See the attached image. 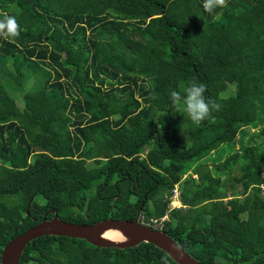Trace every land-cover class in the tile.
<instances>
[{
	"label": "trees",
	"instance_id": "obj_1",
	"mask_svg": "<svg viewBox=\"0 0 264 264\" xmlns=\"http://www.w3.org/2000/svg\"><path fill=\"white\" fill-rule=\"evenodd\" d=\"M8 15L0 264L55 214L93 224L140 210L204 264H264V0H0ZM190 81L220 106L198 124L170 100ZM19 264L178 263L148 242L45 235Z\"/></svg>",
	"mask_w": 264,
	"mask_h": 264
},
{
	"label": "water",
	"instance_id": "obj_2",
	"mask_svg": "<svg viewBox=\"0 0 264 264\" xmlns=\"http://www.w3.org/2000/svg\"><path fill=\"white\" fill-rule=\"evenodd\" d=\"M141 210L133 220L104 219L93 224L62 220L55 214L30 227L11 239L3 248L1 264H19L27 244L41 236L55 235L85 239L100 247H133L141 242L156 245L178 264H204L190 255L176 240L165 231L152 227L140 220ZM106 231H117L125 237L115 240L104 236Z\"/></svg>",
	"mask_w": 264,
	"mask_h": 264
},
{
	"label": "clouds",
	"instance_id": "obj_3",
	"mask_svg": "<svg viewBox=\"0 0 264 264\" xmlns=\"http://www.w3.org/2000/svg\"><path fill=\"white\" fill-rule=\"evenodd\" d=\"M216 3H223V0H215ZM19 25L17 18L8 15L0 19V35L15 37L18 34ZM206 85L201 82L190 81L182 87V90H172L170 100L178 109H182L193 123H200L207 119L211 111L218 109L219 104L206 97Z\"/></svg>",
	"mask_w": 264,
	"mask_h": 264
},
{
	"label": "rangeland",
	"instance_id": "obj_4",
	"mask_svg": "<svg viewBox=\"0 0 264 264\" xmlns=\"http://www.w3.org/2000/svg\"><path fill=\"white\" fill-rule=\"evenodd\" d=\"M155 113H156V110H155L154 107H152V108H151V112H150V117L153 118V117L155 116ZM245 130H246L247 134L245 135L243 142H244V143H247V142L249 141L250 134L253 133V132H255V131L257 130V126H255V125H250V126L246 127ZM239 146H240V144H239L238 142H236V144L234 145V150L239 149ZM146 152H147V149L145 150L144 154H145ZM213 154H214V153H213ZM213 154H212V155H213ZM227 154H228L227 152H224V155H223V157L221 158V160H223ZM193 165H194V164H193ZM195 176H196V175H195ZM172 193H173V191H172ZM160 196H161V198H164V197H165V194H164V193H163V194H160ZM174 199H176V197H173V195H171V203L173 202L174 205H178V203H179V202H178L179 199H178V201H177V200H174ZM173 204H171V206H173ZM178 206H179V205H178ZM141 218H143V216H141ZM140 220H141V219H140Z\"/></svg>",
	"mask_w": 264,
	"mask_h": 264
},
{
	"label": "built area",
	"instance_id": "obj_5",
	"mask_svg": "<svg viewBox=\"0 0 264 264\" xmlns=\"http://www.w3.org/2000/svg\"><path fill=\"white\" fill-rule=\"evenodd\" d=\"M173 197H176V199L174 200H177L179 199V195H180V189H179V185H176L175 188L173 189V193H172ZM179 202V201H178ZM173 204V202L171 203ZM178 205L180 206L181 205V202L178 203ZM178 205H174L172 207H175V206H178ZM167 216H165L164 218H166ZM142 222L152 226V227H155V228H158V229H161V226H162V221H157V219H151L149 222L145 220V218H141Z\"/></svg>",
	"mask_w": 264,
	"mask_h": 264
},
{
	"label": "bare ground",
	"instance_id": "obj_6",
	"mask_svg": "<svg viewBox=\"0 0 264 264\" xmlns=\"http://www.w3.org/2000/svg\"><path fill=\"white\" fill-rule=\"evenodd\" d=\"M117 18V17H116ZM125 19V18H124ZM111 21V20H110ZM104 236L105 237H108V238H112V239H115L116 241L117 240H124L125 237L121 234H119L117 231H106L104 233Z\"/></svg>",
	"mask_w": 264,
	"mask_h": 264
},
{
	"label": "crops",
	"instance_id": "obj_7",
	"mask_svg": "<svg viewBox=\"0 0 264 264\" xmlns=\"http://www.w3.org/2000/svg\"><path fill=\"white\" fill-rule=\"evenodd\" d=\"M179 202H180V200H179ZM182 204V203H181Z\"/></svg>",
	"mask_w": 264,
	"mask_h": 264
}]
</instances>
